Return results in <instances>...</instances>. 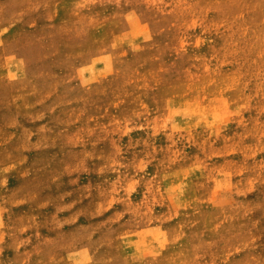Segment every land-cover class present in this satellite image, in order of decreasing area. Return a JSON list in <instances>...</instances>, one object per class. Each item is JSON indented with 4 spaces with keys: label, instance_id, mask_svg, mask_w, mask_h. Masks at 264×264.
I'll return each mask as SVG.
<instances>
[{
    "label": "rangeland",
    "instance_id": "1",
    "mask_svg": "<svg viewBox=\"0 0 264 264\" xmlns=\"http://www.w3.org/2000/svg\"><path fill=\"white\" fill-rule=\"evenodd\" d=\"M0 264H264V0H0Z\"/></svg>",
    "mask_w": 264,
    "mask_h": 264
},
{
    "label": "crops",
    "instance_id": "2",
    "mask_svg": "<svg viewBox=\"0 0 264 264\" xmlns=\"http://www.w3.org/2000/svg\"><path fill=\"white\" fill-rule=\"evenodd\" d=\"M136 243H138L137 250H139V248H142V253H141L142 256L156 257L161 252L160 241L156 240L154 237L152 238V240H150V242L149 241L146 242L147 244H145V241H141V239L136 240L132 244L135 245ZM87 249L88 248L82 247L81 249L76 251L75 254H77L78 258H81L80 263L85 262V261H82L84 260L82 258H86L89 255V252Z\"/></svg>",
    "mask_w": 264,
    "mask_h": 264
}]
</instances>
